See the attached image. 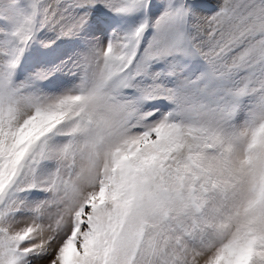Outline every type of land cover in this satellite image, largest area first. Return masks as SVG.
I'll return each instance as SVG.
<instances>
[{
	"label": "snow or ice",
	"instance_id": "1",
	"mask_svg": "<svg viewBox=\"0 0 264 264\" xmlns=\"http://www.w3.org/2000/svg\"><path fill=\"white\" fill-rule=\"evenodd\" d=\"M0 264H264V0H0Z\"/></svg>",
	"mask_w": 264,
	"mask_h": 264
},
{
	"label": "rangeland",
	"instance_id": "2",
	"mask_svg": "<svg viewBox=\"0 0 264 264\" xmlns=\"http://www.w3.org/2000/svg\"><path fill=\"white\" fill-rule=\"evenodd\" d=\"M53 54H54L55 56L57 55V53H56L55 51H54V53H53ZM55 56H54V57H55Z\"/></svg>",
	"mask_w": 264,
	"mask_h": 264
}]
</instances>
